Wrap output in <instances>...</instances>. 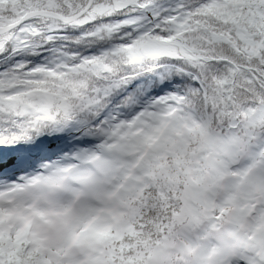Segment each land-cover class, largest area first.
Segmentation results:
<instances>
[{
  "label": "snow or ice",
  "instance_id": "obj_1",
  "mask_svg": "<svg viewBox=\"0 0 264 264\" xmlns=\"http://www.w3.org/2000/svg\"><path fill=\"white\" fill-rule=\"evenodd\" d=\"M0 264H264V0H0Z\"/></svg>",
  "mask_w": 264,
  "mask_h": 264
}]
</instances>
